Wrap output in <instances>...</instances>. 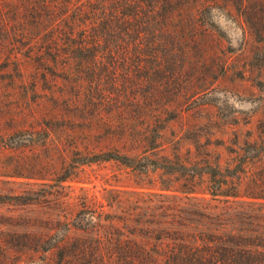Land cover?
Returning <instances> with one entry per match:
<instances>
[{
    "label": "rangeland",
    "instance_id": "374dc122",
    "mask_svg": "<svg viewBox=\"0 0 264 264\" xmlns=\"http://www.w3.org/2000/svg\"><path fill=\"white\" fill-rule=\"evenodd\" d=\"M160 1L139 0L143 9L137 10L146 14L130 23H141L134 46H142L143 52L118 27L126 28L132 19L122 14L124 3L107 0L102 5L106 13L93 11L90 17L93 22L111 18V25L88 50L92 54L86 53L90 58L85 65L67 70L0 67V192L14 196L27 191L36 201L27 195L31 203L26 205L0 204V216L25 220L27 230L41 235L39 246L104 239V231L82 220V212H114L110 200L135 198L130 190L148 186L116 161L92 159L122 146L124 122L138 123L165 104L167 115L174 116L165 132L197 130L202 137L212 133L208 148L220 153L221 164L235 132L241 141L264 129V0H172L168 27L161 24L163 32L154 37L164 12ZM95 2L90 6L96 8ZM248 15L256 23L253 28ZM87 30L90 37L97 33L91 24ZM138 103H143L144 114ZM219 139L224 145L216 144ZM80 155L93 161L76 167ZM73 165L69 179L59 183ZM19 173L52 175L9 176ZM49 189L57 196H35ZM30 254L34 261L23 264H39L40 254Z\"/></svg>",
    "mask_w": 264,
    "mask_h": 264
},
{
    "label": "trees",
    "instance_id": "16d2710c",
    "mask_svg": "<svg viewBox=\"0 0 264 264\" xmlns=\"http://www.w3.org/2000/svg\"><path fill=\"white\" fill-rule=\"evenodd\" d=\"M106 1L96 0L95 8L91 0H0V67L67 70L85 65L90 58L86 53L111 25V18L93 22L90 17L93 11L105 14ZM110 1L126 6L122 14L132 19L126 28L118 27L133 38L134 46L141 23H130L146 14L137 10L143 9L141 1ZM160 3L164 12L158 18L161 28L152 31L154 37L173 14L172 0ZM247 19L253 28L252 16ZM89 24L96 29L95 36L86 33ZM78 29L81 32L75 35ZM145 29L151 32L150 27ZM134 47L143 52L142 46ZM137 59L142 62L141 55ZM137 105L144 114L143 103ZM168 110L163 104L138 123L124 122L122 146L92 158L116 161L148 185L130 190L135 198L110 200L114 212L104 214L94 207L82 212V220L102 229L104 239L75 238L39 246L41 235L27 230L25 220L0 216V264L34 261L30 253L40 254L39 264H264V129L255 138L247 134L241 141L235 132L232 143L225 146L228 158L221 164L220 153L214 155L208 148L212 133L202 137L197 130L187 129L181 135L165 132L174 117L167 115ZM217 141L224 145L222 139ZM92 161L80 155L74 163L77 167ZM73 170L74 165L72 171L68 166L58 182L67 181ZM50 175L9 176L49 179ZM144 187L149 191L138 190ZM50 190L35 196L56 197V191ZM27 195L36 203L34 194L24 191L14 196L0 192V204L26 205L31 203ZM76 223L84 228L81 220Z\"/></svg>",
    "mask_w": 264,
    "mask_h": 264
}]
</instances>
